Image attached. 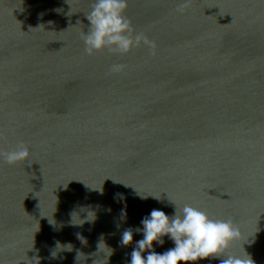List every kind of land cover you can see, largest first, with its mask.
<instances>
[{
	"label": "water",
	"instance_id": "water-1",
	"mask_svg": "<svg viewBox=\"0 0 264 264\" xmlns=\"http://www.w3.org/2000/svg\"><path fill=\"white\" fill-rule=\"evenodd\" d=\"M92 2L0 0V150L30 152L0 161V264H128L143 237L122 233L169 200L231 219L229 252L264 264V0H127L152 46L89 55ZM81 205L95 222L70 226Z\"/></svg>",
	"mask_w": 264,
	"mask_h": 264
},
{
	"label": "clouds",
	"instance_id": "clouds-1",
	"mask_svg": "<svg viewBox=\"0 0 264 264\" xmlns=\"http://www.w3.org/2000/svg\"><path fill=\"white\" fill-rule=\"evenodd\" d=\"M126 7L127 0H93L90 11L85 15L89 22L88 30L82 34L84 51L87 54L91 55L104 49L112 53L125 54L140 46L141 43L152 46L147 37L135 32L130 20L124 15ZM123 67L124 65L114 64L110 70L118 72ZM29 156V148L22 142L7 152L0 150V161L8 164L26 161ZM85 186L89 190L98 191L100 194L103 192L102 186L100 188L89 187L86 184ZM115 195H119L123 199L122 194ZM137 195L140 199L147 198L138 192ZM153 198L158 201L160 199L156 196ZM169 202L173 207L171 214H166L162 209L154 208L141 218L140 226L127 228L122 233L120 243L124 246L132 242L134 232L142 234L143 237L135 242L128 264H197L198 261L204 259H216L219 264H255L244 247L243 254L237 255L229 252L231 244L240 239L242 235L231 219L214 218L202 209L189 204L178 209L174 201L169 200ZM80 212L86 214L81 217ZM125 216L126 212L122 209L121 218ZM95 220L96 212L90 205H81L79 211L73 210L69 213L70 226L82 227L84 223L92 224ZM48 222L55 228L56 224L52 216ZM255 234L250 236L252 239L248 238L243 245L254 243ZM76 237L81 243H86L80 233H76ZM164 237L172 242L173 247L158 253L154 250L153 242L157 246H162L165 243ZM101 241H103L102 238ZM101 241L97 245L98 252L101 248ZM103 246L107 249L103 253L108 260L113 250L104 242ZM72 250L71 243L61 244L56 241L54 250L50 255L55 258L57 251ZM80 254L81 252L77 250L75 257L77 264H80Z\"/></svg>",
	"mask_w": 264,
	"mask_h": 264
}]
</instances>
